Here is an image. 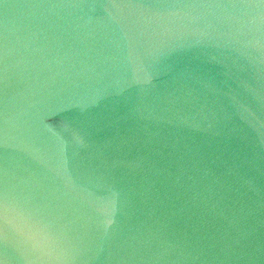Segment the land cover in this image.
<instances>
[{
	"label": "water",
	"instance_id": "water-1",
	"mask_svg": "<svg viewBox=\"0 0 264 264\" xmlns=\"http://www.w3.org/2000/svg\"><path fill=\"white\" fill-rule=\"evenodd\" d=\"M0 264H264V0H0Z\"/></svg>",
	"mask_w": 264,
	"mask_h": 264
}]
</instances>
